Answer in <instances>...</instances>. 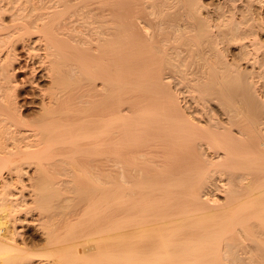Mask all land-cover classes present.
I'll return each mask as SVG.
<instances>
[{
    "label": "bare ground",
    "instance_id": "obj_1",
    "mask_svg": "<svg viewBox=\"0 0 264 264\" xmlns=\"http://www.w3.org/2000/svg\"><path fill=\"white\" fill-rule=\"evenodd\" d=\"M249 2L0 0V181L21 184L3 179L0 264H264V0ZM18 47L30 84L50 83L35 124ZM64 164L94 179L62 180Z\"/></svg>",
    "mask_w": 264,
    "mask_h": 264
},
{
    "label": "rangeland",
    "instance_id": "obj_2",
    "mask_svg": "<svg viewBox=\"0 0 264 264\" xmlns=\"http://www.w3.org/2000/svg\"><path fill=\"white\" fill-rule=\"evenodd\" d=\"M203 1V4H204V6H205V8H206V10L207 11H209V12H211L212 13V11H214V9L216 8V6H217V4H218V2L220 1V0H202ZM236 1V3H234L235 5H237L239 8L238 9H246V10H249L248 8H246L247 6L249 7V5H251V4H249L250 2V0H235ZM243 1V2H242ZM205 2V3H204ZM246 2H248V3H246ZM245 3V4H244ZM206 4V5H205ZM249 4V5H248ZM246 5V6H245ZM244 6V7H243ZM210 7V8H209ZM243 7V8H242ZM257 9V10H255V8ZM253 7V9H254V11H252L253 12V14H255V15H253V14H251L253 17H255V18H263L264 17V8H258V7H256V6H254ZM249 8H251V7H249ZM259 9H261V10H259ZM211 10V11H210ZM251 12V11H250ZM251 12V13H252ZM261 15V16H260ZM260 39H262V40H264V36H260ZM264 41H262V43H263ZM16 54H17V58H19V59H16V61L14 60L13 61V67L16 69V71L17 70H19V71H17V73H16V71L14 72V73H16V75H14L15 77H14V79H16V81H17V83L20 85L21 84V88L18 90V95H19V99H18V101H19V105L21 104V106L23 107L22 108V112L24 113V115L26 116V119L28 120V122H31V124H35V121H37L36 120V118H38L39 116H40V112H41V109L37 106L38 105V103H39V101L37 100V98L35 97V96H37L38 95V93L40 92V89H42L43 88V90L44 89H47V90H49L48 89V87H50V83L48 82V81H44V80H41L40 78H38V79H36V81H35V84L37 85H32V84H30V82H32L34 79H33V74L31 73L32 72V68L34 67V64L35 63H30V61L27 59V53H26V51L24 50V49H22V47H18V50H17V52H16ZM21 70V71H20ZM23 70V71H22ZM41 74V73H40ZM39 74V75H40ZM18 76V77H17ZM40 81V82H39ZM48 82V83H47ZM23 84V85H22ZM25 85H27V86H25ZM39 86V87H38ZM174 86H176L175 88H174ZM22 87H23V89H22ZM41 87V88H40ZM182 87V88H181ZM181 88V89H180ZM46 90V91H47ZM171 90H173V92L175 91V92H177V93H180V92H182L181 93V96H182V98H183V100H185V101H183V102H186V101H188V97H190V94L189 93H187L186 91H187V89L185 88V86H183V84H181V86H180V84H176L175 82H173L172 83V85H171ZM21 91V92H20ZM183 92H185V94L183 93ZM187 94H189L188 95V97H186L187 96ZM184 95V96H183ZM186 98V99H185ZM189 111V110H188ZM187 111V112H188ZM189 113V112H188ZM35 119V121H33ZM37 123V122H36ZM83 159V158H82ZM85 159V158H84ZM83 162H85L84 160H82ZM82 161H80V162H82ZM59 168L61 167V169H55V168H52V167H50V168H52V169H50L52 172L53 171H55L56 170V172L57 171H59V170H62V166L61 165H57ZM64 166L65 167H70L68 170H66L65 171V168L63 167V169L64 170H62V173H61V175H62V177H61V175H60V179H62V180H65V181H72V182H75V180H76V184H80V185H82L83 184V182H84V184L86 183V181L88 182L89 181V179L91 178H93L92 176H94V175H92V176H90L91 174H88V175H85L84 173H82V172H80L79 173V171L81 170V171H86V169L85 170H83L84 169V167H83V169H79V171L78 170H72L73 171V173H72V171H71V169L73 168V169H75V166L76 165H74L72 168H71V166L70 165H65L64 164ZM89 167L90 166H88V170H90L89 169ZM79 167H76V169H78ZM80 168H81V166H80ZM92 169V168H91ZM34 171V168H32L31 170H29V175L31 176V174H33V171ZM87 170V171H88ZM69 171V172H68ZM71 171V172H70ZM91 171V170H90ZM31 172V173H30ZM89 172V171H88ZM87 172V173H88ZM8 172H6L5 171V173L3 174V176H2V180L0 181L1 183H0V190H1V192H0V196H1V193L3 192L4 193V188L2 187V185L3 184H5V182H4V178H5V181H7V182H11V184H9V188L7 189V190H9V192H11V194L12 195H14V194H18L19 193V191H20V188H21V184H19L18 183V180L16 179V177H14L13 179H12V177L9 175V174H7ZM84 174V175H83ZM5 175V176H4ZM73 176L75 177L74 179H73ZM86 177V178H83V177ZM7 177V178H6ZM10 177V178H9ZM86 179V180H85ZM94 179V178H93ZM92 179V180H93ZM16 180V181H15ZM25 180V182H27L28 180L27 179H24ZM84 180V181H83ZM96 180V179H95ZM82 181V182H81ZM13 183V184H12ZM18 183V184H17ZM19 186V187H18ZM68 186H69V188H70V185L69 184H65V187H67V188H65L64 187V190H63V192H64V194L65 193H69V194H65V196H67L66 198H69L71 195H72V197H73V194L76 196V191H72V189H71V191H68V190H70L69 188H68ZM2 187V188H1ZM16 188V189H15ZM66 189H67V191H66ZM18 191V192H17ZM6 192V191H5ZM8 192V191H7ZM8 192V193H9ZM73 192H75V193H73ZM2 193V194H3ZM79 193H80V191H79ZM5 195H7V193L5 194ZM74 196V197H75ZM2 197V196H1ZM218 197H220V196H218ZM82 201V200H81ZM29 203L31 202V201H28ZM84 203H82L81 204V206H83V208H80V214H82L83 213V210H84V212H85V204L83 205ZM34 217H36L37 215H36V213L33 215ZM23 226V229H24V232H23V235H22V238H24L25 240H27V241H29V242H27V243H29L28 245H29V247H31V249H36V246L37 245H39V246H37L38 248L41 246V244L43 243V239H42V232H41V229L39 228H37V227H35V225H22ZM21 226V227H22ZM39 230V231H38ZM42 240V241H41ZM35 244V245H34ZM33 246V247H32ZM37 248V249H38ZM36 249V250H37Z\"/></svg>",
    "mask_w": 264,
    "mask_h": 264
}]
</instances>
